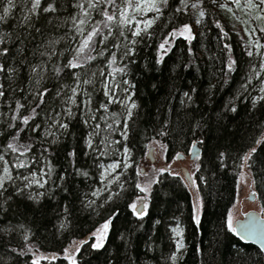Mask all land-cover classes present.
<instances>
[{"label":"snow or ice","instance_id":"6c2138e0","mask_svg":"<svg viewBox=\"0 0 264 264\" xmlns=\"http://www.w3.org/2000/svg\"><path fill=\"white\" fill-rule=\"evenodd\" d=\"M222 14L242 25V62L226 42L229 32L218 18ZM210 15L213 18L209 20ZM213 25L218 51L203 62L220 84H228L233 74H241L224 111L237 113L238 103L250 106V110L264 108V0H0V264H91L83 252L88 251L91 257L105 249L113 220L119 215L117 208L83 238H69L52 251L43 250L30 226L13 223L10 218L17 214L13 204L18 208L22 202L16 198L30 201L26 207L31 208L50 200L58 190L70 192L65 186L70 175L83 185L75 193L81 210L97 216L122 195L135 196L125 205L136 217L134 227L119 234L122 244L118 249L132 248V237L144 229L150 207L157 201L171 202L172 192L161 191L171 189L165 183L167 177L178 180L192 194L194 211L190 216L200 226L199 214L204 207L201 184L208 186V177L200 175L203 159L197 149L205 146L207 122L193 116L177 125L166 114L150 129H141L142 105L137 83L130 76L144 47L154 48L151 66L162 65L177 38L186 42V53L192 58L184 67H192L196 59L193 42L206 36ZM61 31L62 35L55 38L45 35ZM37 36L43 37L42 41L29 48ZM58 45L62 47L58 49ZM215 87L210 85L209 91ZM194 92L195 88L182 93L180 103L186 112L194 103ZM76 125L81 128L79 136L72 131ZM189 135L188 155L195 157L192 171H174L165 140ZM66 137L73 141L71 146L64 145L67 168L57 173L52 159L57 151L52 149ZM133 137L148 141L146 146L153 157L158 148L163 163L159 167L155 163L150 168L142 166L135 159ZM261 145L264 127L260 137H253V144L238 157L240 174L249 175L244 170L257 164L264 170V159L257 155ZM80 158L88 162L81 164ZM172 159L185 157L176 152ZM225 159L226 153L220 151L216 156L219 167H226ZM251 182L255 184V179ZM56 219L54 238L74 235L73 212L68 204L62 206ZM163 219L151 221L144 255L159 253L152 257L157 264H184L188 245L181 221L173 216L175 226L164 225V239L157 227ZM241 228L248 231L247 225ZM227 230L237 232L231 214ZM17 238L19 242L14 244ZM161 240L163 243L158 242ZM195 251L203 250L196 246ZM258 255L264 256V241ZM246 256L237 251L238 259ZM138 258L139 254L133 257L127 252L124 256L126 264H137ZM118 259L106 258L105 264Z\"/></svg>","mask_w":264,"mask_h":264},{"label":"trees","instance_id":"16d2710c","mask_svg":"<svg viewBox=\"0 0 264 264\" xmlns=\"http://www.w3.org/2000/svg\"><path fill=\"white\" fill-rule=\"evenodd\" d=\"M16 15L19 16L18 11ZM212 18L213 16L210 15L208 19ZM218 18L229 32L226 42L232 45L234 55L242 62L244 57L240 29L230 27L222 16ZM45 35L55 38L62 35V31L46 32ZM42 39L43 37L37 36L29 48L40 43ZM193 44L195 45L196 59L190 68L184 67V64L192 58L187 55V44L182 38L176 39L173 51L166 57V62L162 65L151 66L154 48L144 47L136 57V65L132 66L130 79L137 83V98L142 105L139 122L141 129L145 127L150 129L157 122V118L163 119L166 114L177 125L193 116L196 120L203 117L207 122L204 133L205 146L200 148L203 159L200 175L208 177V186L201 184L204 207L199 215L200 226H196L191 220L190 214L193 212V207L189 192L182 188L178 180L174 181L171 177H167L165 183L171 185V189L162 188L161 191L172 192L171 202L159 203L157 201L155 206L150 207L148 209L150 218H145L143 230L134 233L132 248L126 250L124 247H119L118 249V246L122 244L118 239L119 234L134 227L132 222L136 217L125 205L135 200V196L122 195L112 205L106 206L107 210L102 211L101 216H97L95 213L81 210L75 193L82 189L83 185L79 178L70 175L65 185L71 189L70 192L65 193L58 190L50 200L44 199L41 205H32L31 208L26 207V205H31V202L23 198H16L17 201H22L18 208L15 203L13 204V208L17 212L16 215L10 216L13 223L22 222L30 226L36 233V240L43 246V250H58L61 243H66L69 238H83V235H87L94 224L102 223V217L108 216L113 208H117L119 215L113 220V229L109 234L105 249L101 250L99 254L92 253L91 257L88 251L83 252L85 260L91 259V264H105L106 258L109 257H119L114 264H126L124 260L126 252L133 257L139 254L137 264H157L152 257L153 255L158 256L159 253L149 252L147 256L144 255L151 221L164 218L162 225L157 227L159 228L158 235L166 239L164 225L175 226L173 216L181 221L185 242L188 245L184 264H255L258 260L264 264V256L258 255L259 249L256 246L242 241L233 232L227 230V214L236 194L240 163L238 157L242 156L253 144V137L257 139L260 137V129L264 127V108L250 110V106L238 103L237 113L225 112L224 106L236 92L241 74H233L234 78L228 84H220L214 79L213 70L203 62L214 51H218L214 25L206 36L198 37V40ZM60 47L62 45L57 46L58 49ZM28 55L31 58V51L28 52ZM146 63L150 66L145 67ZM153 84L156 85V88L152 87ZM212 84H215L216 87L210 92L209 88ZM193 88L196 89V92L192 93L194 103L186 112L180 99L184 91ZM167 109H172V111L169 113ZM72 131L79 136L81 128L76 125ZM116 138H119L118 135ZM191 140L190 135L175 139L171 136L168 137L165 143L169 145V161L172 160L176 152L187 154ZM72 143L71 137L62 138L61 145L52 149L57 151V155L52 157L57 173H61L67 168V162L64 159V145L71 146ZM133 144L135 145V159L142 165L148 141L133 137ZM220 151L226 153L224 161L226 167L218 166L219 162L216 160V156ZM257 155L264 159V145L258 147ZM79 162L83 164L88 161L86 158H80ZM251 170L255 179L254 186L257 197L261 205L264 206V170L258 164ZM130 192L131 189H129ZM64 204H68L73 212L74 235L54 238L52 235L55 231L53 225L57 224L56 217ZM18 242L19 238L13 241L14 244ZM158 242L163 243V240ZM196 246L203 250L202 253L195 251ZM85 247L87 248V246ZM238 250L242 255L247 253V256L238 259Z\"/></svg>","mask_w":264,"mask_h":264},{"label":"rangeland","instance_id":"374dc122","mask_svg":"<svg viewBox=\"0 0 264 264\" xmlns=\"http://www.w3.org/2000/svg\"><path fill=\"white\" fill-rule=\"evenodd\" d=\"M224 19V21L230 26L233 27V24L235 23L236 26L238 27L240 30L242 28V25H240L239 23H236L235 21H233L232 19H229L227 16L225 15H221ZM241 32V31H240ZM241 35L243 36V33L241 32ZM157 153V155L155 157H153V161H150L147 156L144 157L143 159V163L142 166L146 167V168H150L151 165L153 163H155V165L157 167H159L162 163L163 160L161 159L160 153H159V149L155 148L154 149ZM145 153H147V149L145 151ZM195 161V158L190 159L188 155L185 156V159L182 160H171L169 161V163H171L172 165V169L174 171L177 172H181L180 171V167L184 166L188 169V171H192V167H193V162ZM245 173H248L250 175L251 178H249V175H242L240 174L241 170L239 169V173L237 176V185H236V194H235V199L233 204L231 205V207L229 208L228 214H227V218L228 215L231 214L232 215V220L233 222L240 218L242 216V214L244 212H246L249 209H254L260 213L264 212V206L261 205L257 194L255 192V195L253 196V199H249V194L252 191H255V186L254 184H252L251 179H254L253 177V173L252 170H244ZM190 194L191 197V202L193 203V197L192 194ZM194 211V209H193ZM200 215V214H199Z\"/></svg>","mask_w":264,"mask_h":264},{"label":"water","instance_id":"95a60500","mask_svg":"<svg viewBox=\"0 0 264 264\" xmlns=\"http://www.w3.org/2000/svg\"><path fill=\"white\" fill-rule=\"evenodd\" d=\"M197 151L200 152V148H198ZM147 153H149V149H147ZM189 157L194 158L191 156ZM147 158L153 161V156L150 153L147 155ZM183 171L188 170L183 166L181 167V172ZM252 193H255V191L249 194V199H253L254 195H252ZM241 225H247L248 231L241 228ZM233 227L237 229V232L234 234L239 239L260 249L261 242L264 241V212L260 213L254 209H249L233 222ZM241 233H243V238L241 237Z\"/></svg>","mask_w":264,"mask_h":264},{"label":"flooded vegetation","instance_id":"af4514ba","mask_svg":"<svg viewBox=\"0 0 264 264\" xmlns=\"http://www.w3.org/2000/svg\"><path fill=\"white\" fill-rule=\"evenodd\" d=\"M183 155H184V157H185L186 155H188V153H187V154H183ZM188 156H189V155H188ZM189 158H190V157H189ZM190 159H193V158H190ZM181 167H183V166H181ZM181 167H180V168H181ZM180 171H181V169H180Z\"/></svg>","mask_w":264,"mask_h":264}]
</instances>
